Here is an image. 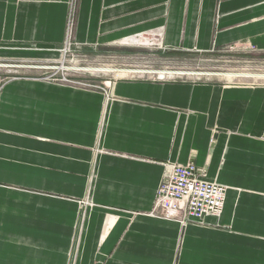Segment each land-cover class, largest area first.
Here are the masks:
<instances>
[{
    "label": "crops",
    "instance_id": "crops-1",
    "mask_svg": "<svg viewBox=\"0 0 264 264\" xmlns=\"http://www.w3.org/2000/svg\"><path fill=\"white\" fill-rule=\"evenodd\" d=\"M67 1L0 0V39H59ZM95 1L102 42L145 23L177 51L250 45L264 53V0ZM224 84L118 83L98 144L99 96L5 84L0 264H264V88ZM191 151L205 180L229 187L222 213L201 225L160 219L152 205L165 164L185 165Z\"/></svg>",
    "mask_w": 264,
    "mask_h": 264
},
{
    "label": "rangeland",
    "instance_id": "rangeland-1",
    "mask_svg": "<svg viewBox=\"0 0 264 264\" xmlns=\"http://www.w3.org/2000/svg\"><path fill=\"white\" fill-rule=\"evenodd\" d=\"M83 2V0L67 1L66 14L61 29L62 34L59 39L43 40L41 39L42 35H34L36 38L27 40L23 39V35L17 39L11 38L10 41L0 39V51L8 49L13 51L26 50L33 53L27 56L0 57V65L7 66L0 68V92L5 84L21 80L99 96V117L95 131L96 144L102 140L110 105L119 100L115 94V86L118 83L146 82L147 80V82L152 81V83L168 81L180 85L212 87L224 86L226 83L230 86L232 84L236 87L254 89L258 87L254 82L233 80L227 82L210 74H264V53L256 52L250 45L212 47L205 52L177 51L176 48L165 46L162 28L149 30L146 26L148 24L145 23L144 25L127 24L126 30H118L122 31L120 35H126L125 37L119 41L108 42L105 40L102 42L101 38L107 34L101 31V26L106 24L101 22L99 18L101 8L95 7V0H87V7L85 8L82 6ZM142 10L147 11L148 8L145 7ZM82 14L85 16L83 17ZM109 17H111L109 22L122 18ZM103 19L105 18L103 17ZM112 33L110 32L108 35ZM90 68L140 70L148 74L132 75L134 78L126 79L121 76H114L112 73H91L84 70ZM165 72L193 75L175 74L167 78L169 76L152 74ZM138 77L141 78L138 79ZM164 78L166 79L164 80ZM260 87L264 88V83ZM177 112L181 111L177 110ZM210 132L209 146L211 148L215 142L214 136L218 131L214 127ZM38 138L30 134L28 136L29 140ZM194 158L195 151H191L187 163H193ZM94 159L96 158L93 157ZM165 165L167 166L168 163ZM200 169L205 173V167H200ZM220 185L226 187L228 191V186ZM93 187L94 184L91 182L85 184L87 192L93 191ZM84 202L90 204L88 199ZM191 224L201 225L196 221L187 222V225Z\"/></svg>",
    "mask_w": 264,
    "mask_h": 264
},
{
    "label": "built area",
    "instance_id": "built-area-1",
    "mask_svg": "<svg viewBox=\"0 0 264 264\" xmlns=\"http://www.w3.org/2000/svg\"><path fill=\"white\" fill-rule=\"evenodd\" d=\"M227 188L204 179L193 163H168L158 184L152 214L181 225L222 213Z\"/></svg>",
    "mask_w": 264,
    "mask_h": 264
},
{
    "label": "bare ground",
    "instance_id": "bare-ground-1",
    "mask_svg": "<svg viewBox=\"0 0 264 264\" xmlns=\"http://www.w3.org/2000/svg\"><path fill=\"white\" fill-rule=\"evenodd\" d=\"M108 68V67H107ZM86 71H89L91 73H112L114 76H121L124 78V76H127V79L134 78L132 75H142V74H148L146 72L142 71H134V70H114V69H98V68H90V69H84ZM150 73V72H149ZM152 74H159V75H166L169 76L167 78H170L171 76H174L175 74L177 75H193V74H179V73H172V72H165V73H152ZM212 76L215 77H220L221 79L224 80H237V81H250V82H261L264 83V74H244V73H224V74H211ZM137 78V77H135ZM141 77H138L140 79ZM166 78H164L165 80ZM216 217V216H215ZM178 222V221H176ZM180 223V222H179ZM181 224V223H180Z\"/></svg>",
    "mask_w": 264,
    "mask_h": 264
}]
</instances>
